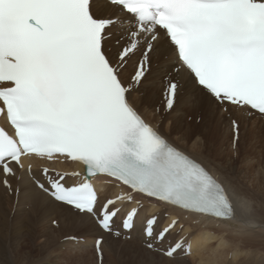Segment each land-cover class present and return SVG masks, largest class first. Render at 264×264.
I'll list each match as a JSON object with an SVG mask.
<instances>
[{
	"label": "snow or ice",
	"instance_id": "6c2138e0",
	"mask_svg": "<svg viewBox=\"0 0 264 264\" xmlns=\"http://www.w3.org/2000/svg\"><path fill=\"white\" fill-rule=\"evenodd\" d=\"M154 57L187 78L197 104L224 114L234 146L237 113L264 118V0H0V117L9 126L0 127L2 183L19 195L9 177L25 174L75 217L117 237L118 218L131 231L144 201L164 205L176 215L158 231L159 216L151 215L144 234L149 249L169 258L191 252L184 238L164 247L184 231L185 217L238 233L264 229L245 198L134 102L135 92L152 86ZM180 107L181 83L172 77L154 111ZM34 160L81 167L44 166L37 176ZM100 176L120 190L102 200Z\"/></svg>",
	"mask_w": 264,
	"mask_h": 264
},
{
	"label": "bare ground",
	"instance_id": "6f19581e",
	"mask_svg": "<svg viewBox=\"0 0 264 264\" xmlns=\"http://www.w3.org/2000/svg\"><path fill=\"white\" fill-rule=\"evenodd\" d=\"M132 65H129L126 74L132 69ZM170 72L171 75H176L181 81V107L170 115L167 113H155L160 121L167 123V128H170V132H166L158 123L159 121L155 122L149 117L148 112L154 111L161 106L163 100L159 96V91L164 90V77L169 76ZM186 79L183 74H174L171 63L160 61L154 57L151 68L152 86L146 89L141 88L140 91L135 92L133 100L154 126L161 127L163 134L172 143L210 167L219 179L228 183L230 190L234 191L238 197L245 198L251 206L252 216L256 224L264 225V173H256V165L260 162L252 161L254 145H250L248 150L247 146L243 145L245 138L241 133L243 129L240 127L239 141L236 144L237 148L234 149L236 152L232 153L230 141L232 140L231 143H233V133L229 121L224 114L207 103L197 104L190 96V89L184 87ZM143 107L150 110H144ZM241 114H236L238 121L243 122L242 120L251 119L247 118L246 114H242L243 116ZM254 117L257 118L254 119V124H264L262 117L257 115ZM258 120L262 122H257ZM172 135H179V140H174ZM248 137L251 138L252 135L250 134ZM186 140L188 142L194 141L191 149L193 152L183 143H179L180 141L186 142ZM228 140L229 145L224 148ZM241 144L244 148H241ZM202 148L220 158L226 164L229 174L221 172L208 162L201 155L200 151ZM193 149L196 150L197 154L194 153ZM259 160L261 161L260 157ZM34 162L38 166L44 164V162L38 160H34ZM67 165L71 164L68 163ZM65 166L63 165L62 167L65 168ZM19 175L20 179L17 176L9 178L12 189H20L16 210L13 215L10 214V210L13 208L15 197L14 195L6 196V192L10 193L11 190L7 189L0 180V260L5 259L6 261L8 240L14 241V239L19 237L23 241H30L29 238L26 239L22 236L23 230L26 229L28 233L35 236L38 230H43L42 225L48 219L52 222V220L57 218L60 225L59 229L75 230L85 235L84 242L79 244V255L81 258L83 257L84 259L85 255L91 253L89 249L91 246L94 249L95 238L102 235L104 237L102 249L105 258L103 261H106V264L108 262L120 264L121 256L129 254L135 249H141L139 244L142 245L144 241L143 221L150 214L158 213L160 210V207L156 205L144 207L140 211L134 229L131 231V235L134 238L133 241H135L134 245L129 244L121 247V243L112 238L113 235L103 233L90 219L75 217L69 209L52 201L48 196L36 189L27 175L20 172ZM117 191H119L118 188L112 187L105 195H112ZM167 212L176 215V213L167 208L161 211V215L164 216ZM167 221L168 219L161 217L158 225L162 226ZM181 222L184 224V231L181 235L189 234L192 246L191 256L194 259L198 258L195 261H198V264H264V229L258 227L255 230H245L238 233L235 229L220 225L213 220L185 217ZM194 223L195 225H193ZM176 237L177 235L173 234L169 238ZM228 238H232V241L236 240V244L231 245ZM212 240H217V244L214 242L215 244L211 246L210 242ZM230 251H232L231 259H229ZM179 255L177 254L171 260L176 261L177 264H188L185 261L186 259H181ZM155 256L157 254H152V256L148 257L150 258L149 264L155 262Z\"/></svg>",
	"mask_w": 264,
	"mask_h": 264
},
{
	"label": "rangeland",
	"instance_id": "374dc122",
	"mask_svg": "<svg viewBox=\"0 0 264 264\" xmlns=\"http://www.w3.org/2000/svg\"><path fill=\"white\" fill-rule=\"evenodd\" d=\"M159 93L160 94L162 93L161 95H163L164 91L160 90ZM160 94L159 96L163 100L164 95L161 96ZM143 108L144 110H148V111L150 110L146 107ZM148 115L155 122L159 121L158 123H160V126L162 125V129H164V131L170 132V128L169 129L167 128V123H163L162 121H160L159 117L155 114V111H149ZM255 118L256 117H253L250 120H245V121L242 120L243 122L239 121L240 127L243 129V132L241 133L245 138L244 144L243 142L241 143L244 146H247V150L250 148V145H254V149L252 151L254 153V155H252L253 158L252 161L260 162L258 163V165H256V173L263 174L264 173V158H263L264 157V124H257V123L254 124L253 122ZM259 121L261 120H258L257 122ZM247 131H249V133L252 135L251 138L248 137L250 134L247 133ZM178 136L179 135H172V137L176 141L179 140L180 136L179 137ZM231 141L230 144H232L231 149L233 153L235 151L234 149L237 148V146L236 145L234 146V144L231 143ZM193 142L194 141L188 142L186 140V142L180 141L179 143H183L186 147H188V149L190 148L191 150L194 144ZM228 142L229 140L226 141L224 148L225 146L229 145ZM242 144H241V148H244ZM203 149L204 148H202L200 151L201 155L218 170L228 175L229 171L226 169L227 168L226 164L220 158L216 157L214 153L206 149L204 150ZM194 151H195L194 153L197 154L196 150ZM258 156L261 158V161L259 160ZM8 193L9 192H6V196L7 195L13 196L11 193L9 194ZM15 201H13V205H12L13 208H11L10 210V214L12 215L15 212V208L17 205V198ZM55 220L58 219L55 218ZM42 227L43 230L41 229L38 230L35 236H32L31 233H28L26 229L23 230V232L21 233L22 236L26 239L29 238L30 241L27 240L23 241L19 239V237H17L16 239L13 238L14 241L8 240V247H7L8 253L6 255V261L5 259L0 260V264H97L98 257L96 256V253L92 248V246L89 249L91 253L85 255L83 259V257L81 258L79 255L80 243H77L76 241L75 243L77 244H75L73 242H68V240L65 239L66 236H78L80 239H82L83 237H85V235H82L75 230L59 229L53 226L51 220L49 219L46 221L44 225H42ZM112 238L119 241L121 243V247L129 244L134 245L135 242L133 241L134 240L133 237H131V239L128 240H123L122 238H115L113 236ZM228 240L230 241L231 245L236 244V240L232 241L233 240L232 238H228ZM214 242L217 244V240H214L213 242H211L210 245L214 244ZM139 246L141 248L140 250L135 249L134 251H131V253L129 252V254L121 256L120 264H149L150 258L148 257L152 256V254H157V256H155L156 259L154 260L155 262L153 264H177L176 261H172L171 258L161 255L159 254V252L158 253L156 251L153 252L152 250L145 248L143 244L142 245L139 244ZM231 258H232V252L229 254V259ZM181 259H186V262L188 264H198V261L195 262L196 260H198V258L194 259L191 256V254L190 256ZM105 262L106 261H103V264H106ZM108 264L111 263L108 262Z\"/></svg>",
	"mask_w": 264,
	"mask_h": 264
}]
</instances>
